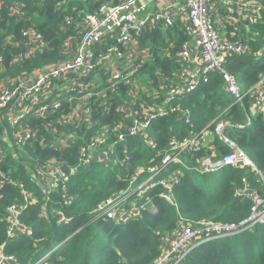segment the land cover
I'll return each instance as SVG.
<instances>
[{"label": "trees", "instance_id": "trees-1", "mask_svg": "<svg viewBox=\"0 0 264 264\" xmlns=\"http://www.w3.org/2000/svg\"><path fill=\"white\" fill-rule=\"evenodd\" d=\"M104 1L107 0H88L79 8L93 12ZM225 4L224 1V7ZM7 7L2 4L0 9V80L18 83L33 71L52 67L66 59L80 40V29L75 24L63 25L65 11L55 12L54 2L36 4L35 0H28L29 10L24 19L10 15ZM213 7L209 13L212 20ZM256 14L257 21L238 23L237 27L223 23L221 29L217 24V28L225 32V37L241 39L250 49L248 55L228 56L226 59L225 67L235 77L242 94L264 78V3L260 4ZM186 15L187 12L181 11L169 26L154 22L144 27L135 44L125 51V60L131 63L129 83H118L112 91L86 100L92 110L88 127L76 130L58 126V133L68 134L71 142L68 146H58L47 129L54 114L58 116L68 110L66 100H62L61 106L51 115L25 120L36 132L37 139L13 152L3 139L5 134H10L11 127L0 114V167L3 175V180L0 179V247L6 255L13 256L17 264H34L48 251L51 252L49 257L40 264H154L163 251L160 239L172 235L181 223H213L237 228L248 219L253 204L244 190L246 187L259 190L256 174L251 169L232 167L204 172L201 161L210 154L206 148L192 152L185 157L183 164L170 167L161 174V177L174 171L181 174L179 183L173 186L175 206L161 199L162 190L155 186L142 189L139 192L141 199L127 208H138V219L122 224L105 221L97 213L100 204L125 193L135 178L137 185L140 184L159 167L165 155H172L171 141L206 128L213 130L215 122L227 125L223 131L225 137L234 141L257 171L264 173V117L253 110L247 100L232 105V98L224 91L222 79L217 74L197 79L194 90L179 102L180 112L155 117L143 137H129L124 144L113 145L107 168L94 161V156L104 146L92 150L87 162H78L82 145L106 134L110 138L106 144L111 145L116 134L131 126L130 118L120 112L132 101L131 85L138 87L136 107L146 102L153 108L167 99L160 91L161 83L165 86L174 74L198 66L195 57L187 65L176 58L188 41L183 30ZM232 16L235 17V13ZM28 28L37 30L46 47L42 52L26 57V50L33 47V43L21 39L22 32ZM65 43H69L68 49L64 48ZM111 45L113 41L108 38L101 48ZM95 74L100 78L94 85ZM108 77L109 70L99 68L84 81L95 93L101 90L99 86L104 88ZM140 89L141 93L143 90L150 94L158 92L159 98L155 101L139 98ZM163 92L165 95L166 90ZM185 117L189 118V125L185 123ZM240 125L245 128L238 129ZM146 138L148 144L144 143ZM213 141L215 162L226 156L229 150L216 137ZM125 157L128 159L126 168H123L121 163ZM52 163L63 164L65 171L68 166L77 170L65 185L64 194L51 192L45 196L31 181V174ZM8 179L13 183L7 182ZM19 184L32 192L34 202L26 204ZM12 205L22 207L20 223L31 228L30 237H6L4 215L6 208ZM58 214L66 218V222L59 223ZM179 264H264V223L239 230L231 237L211 236L194 247Z\"/></svg>", "mask_w": 264, "mask_h": 264}, {"label": "built area", "instance_id": "built-area-1", "mask_svg": "<svg viewBox=\"0 0 264 264\" xmlns=\"http://www.w3.org/2000/svg\"><path fill=\"white\" fill-rule=\"evenodd\" d=\"M35 1L36 4L54 2L55 12L65 11L63 25L75 24V27L80 29L81 37L69 56L54 66L33 71L28 78L20 80L18 83L11 80H0V114L11 127L10 134H5L3 139L11 152L14 149L25 147L32 140L37 139L36 132L30 129L29 123H26L25 120L42 119L45 115L53 114L61 106L62 100L68 102V110L58 116H56L57 113L54 114V120L52 124H48L47 129L58 146L61 148L68 146L71 143L69 136L58 133V126L76 130L88 127L91 123L92 110L86 100L112 91L118 83H129L128 79L132 72L128 69L131 63L125 60V51L135 44V39L144 27L154 22H162L164 26L172 25L173 20L178 17L181 11L187 12L183 30L188 41L177 53L176 58L183 65L196 59L198 66L195 65L174 74L169 82L165 83V86H163L164 83H161L160 91L163 98L167 99L153 108L146 102L136 107L138 87L131 85L130 97L132 101L120 110L125 117L130 118L131 126L124 127L125 132L116 134V140L111 145L106 144L110 139L107 134L82 145L79 150L78 162H87L92 150L97 146H104L94 156V161L98 166L107 168L111 161L109 154L112 153L113 145L118 142L124 144L129 137H143L146 128L155 117L180 112L179 102L194 90L197 79L211 73L221 77L224 91L232 98V105L243 104L244 100H247L251 108L264 117V78L253 89L242 94L238 89L235 77L225 67L228 56L248 55L250 49L241 39L225 37V32L218 29L217 22L210 17V7L219 0H182L168 5H165L162 0H107L93 9V12L79 8L88 0ZM224 1L225 7L228 8L225 10L227 14L232 16L235 13V17L232 16V21L223 18L221 22L235 25V27L238 26V23L257 21L256 13L260 9V4L264 3V0ZM27 3L28 0H0V9L2 4H7V11L10 15L24 19L29 10ZM108 38L113 41V45L102 49V43L106 42ZM21 39L33 43V47L26 50L24 54L26 57L35 52H42L46 47L42 37L33 28L24 30ZM64 48L68 49L69 43H65ZM140 67L141 65H138V68ZM99 68L108 69L109 77L106 79L104 88L99 86L101 90L94 93L89 90L90 84L86 83L84 78L95 73ZM93 78L95 85L100 76L95 74ZM163 90H166L165 95ZM69 92L73 94L69 95ZM143 97L149 101H155L159 98V93L150 94L146 90L141 93L140 89L139 98ZM185 114L187 115L188 112ZM185 123L190 124L188 117H185ZM226 127L227 125L223 122H215L213 130L206 128L207 130L204 129L181 140L171 141L170 146H172L173 154L165 155L159 167L151 171V174L140 184L137 185V178H135L125 193L100 204L97 208L98 217L105 221L122 224L128 223L133 218H140L138 208H127L133 207L136 200L141 199L139 192L142 189L155 186L162 190L160 198L175 206L173 186L179 183L181 174L178 171H174L166 177H161V174L165 170H169L170 167L183 164L185 157L192 152L201 148L210 149V146L206 145V137L212 136L221 141L229 153L213 163L210 160H202L201 170L213 172L223 167H232L254 171L259 182V190H248L246 186L244 190L245 196L253 204L250 216L237 228L213 223H199L197 225L202 227L200 230L193 229L191 224L179 231L177 229L172 235L160 239L163 251L161 257L154 264H179L194 247L207 241L211 236L231 237L239 230H246L254 225L264 223V173L257 171L249 157L235 145L234 141L225 137L223 131ZM244 128L245 125L238 126V129ZM147 139L144 140L145 144L149 143ZM127 159L128 157H125L121 163L123 168H126ZM202 162L207 163V166H203ZM63 167L64 165L61 163H52L44 169H36L31 174V181L39 187L40 192L45 196L51 192L64 194L65 185L77 169L68 166L65 171ZM0 179L3 180L1 167ZM3 182L6 183V181ZM7 182L13 183L11 179H8ZM18 188L26 204L34 202L32 192L25 189L22 184H19ZM132 199L134 201L131 202ZM21 208L16 205L6 208L4 220L8 239L17 235L25 237L32 235L31 228L20 223ZM43 208L47 212L46 207ZM58 215L59 223L66 222V218L61 214ZM50 253L48 251L34 264L45 261ZM0 264H17L16 259L6 255L2 247H0Z\"/></svg>", "mask_w": 264, "mask_h": 264}, {"label": "rangeland", "instance_id": "rangeland-1", "mask_svg": "<svg viewBox=\"0 0 264 264\" xmlns=\"http://www.w3.org/2000/svg\"><path fill=\"white\" fill-rule=\"evenodd\" d=\"M148 1H152V0H148ZM164 2V4H175L176 2H181L182 0H162ZM223 1V2H222ZM224 0H219L216 2V6L215 9L218 12L219 15V21H217L218 26H220L221 29H223V23L221 22L224 19L232 21V16L227 14H224L225 10H228L227 7H224L223 5ZM220 6H223L222 8H220ZM220 9V10H219ZM222 9V10H221ZM213 137L212 136H207L206 137V145L210 146V154L203 159V161H211L212 163L214 162L213 160L215 159V153L213 152V146H214V141H213ZM203 163V162H202ZM203 166H207V163H203ZM134 201L133 199L131 200V202ZM189 224H183L181 223L178 227V231L181 230L182 228H184L185 226H187ZM193 229L196 230H200L202 229V227L200 225H191ZM204 237V236H203Z\"/></svg>", "mask_w": 264, "mask_h": 264}, {"label": "crops", "instance_id": "crops-1", "mask_svg": "<svg viewBox=\"0 0 264 264\" xmlns=\"http://www.w3.org/2000/svg\"><path fill=\"white\" fill-rule=\"evenodd\" d=\"M213 6H214V7H213L212 16H213L214 20L217 22V21H219V15H218V12H217V10L215 9L216 2L214 3V5H213Z\"/></svg>", "mask_w": 264, "mask_h": 264}, {"label": "water", "instance_id": "water-1", "mask_svg": "<svg viewBox=\"0 0 264 264\" xmlns=\"http://www.w3.org/2000/svg\"><path fill=\"white\" fill-rule=\"evenodd\" d=\"M164 3V2H163ZM165 5H168V4H165Z\"/></svg>", "mask_w": 264, "mask_h": 264}]
</instances>
